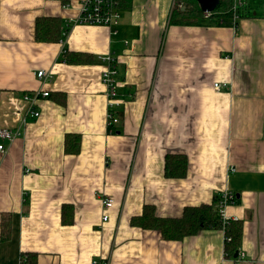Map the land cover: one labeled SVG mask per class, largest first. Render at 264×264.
Segmentation results:
<instances>
[{
  "label": "crops",
  "instance_id": "obj_1",
  "mask_svg": "<svg viewBox=\"0 0 264 264\" xmlns=\"http://www.w3.org/2000/svg\"><path fill=\"white\" fill-rule=\"evenodd\" d=\"M80 1L0 0V127L20 131L0 139V264H21L23 252L36 264H236L222 228L165 239L131 223L146 204L180 217L225 190L238 197L225 208L242 222L240 264H264V11L247 0L216 23H170L174 0H132L113 33L70 25ZM41 16L59 17L65 38L37 41ZM66 51L88 61L69 63ZM108 53L118 70L112 131ZM38 89L52 96L24 118L25 94ZM68 134L79 153L65 151ZM170 153L186 156L183 177L166 174ZM103 196L115 199L108 210Z\"/></svg>",
  "mask_w": 264,
  "mask_h": 264
},
{
  "label": "trees",
  "instance_id": "obj_2",
  "mask_svg": "<svg viewBox=\"0 0 264 264\" xmlns=\"http://www.w3.org/2000/svg\"><path fill=\"white\" fill-rule=\"evenodd\" d=\"M132 0H120V7H127ZM234 0H221L219 6L215 9L214 17H220L216 13L224 12L225 17L233 15ZM185 6V9L181 7ZM204 12L201 10L197 0H174V9L171 14L170 23H184L193 24L199 23L203 19ZM223 14V13H222ZM190 19V21L188 20ZM220 19V18H219ZM194 20V21H191ZM216 22H219L217 20ZM118 26V25H117ZM62 22L57 16H41L36 19L35 38L42 42H56L63 38L68 33L69 27L63 30ZM66 61L83 62L88 61L84 59L88 53L73 52L65 53ZM51 97L52 94L50 93ZM64 96H61V101L64 102ZM81 147V139L77 134H68L65 142V151L67 153H79ZM165 171L169 176L183 177L187 171V158L183 154L170 153L166 156ZM220 196L217 195L214 204L202 203L196 206L184 207L183 213L180 217H162L158 216L155 207L151 204H146L141 215L134 216L131 220L132 224L139 225L143 228L158 229L165 239H182L187 235L196 234L203 229L222 228L225 233L224 249L228 257H233L235 252L239 249L242 240V222L236 218H229L227 222H223L220 218L217 209V202ZM236 196L233 202H236ZM64 212V210H63ZM72 221V215L71 219ZM63 222L66 223L63 213ZM7 221L3 222V230L1 232V241L7 240L10 237V229ZM36 252H23L21 257V264H36Z\"/></svg>",
  "mask_w": 264,
  "mask_h": 264
},
{
  "label": "built area",
  "instance_id": "obj_3",
  "mask_svg": "<svg viewBox=\"0 0 264 264\" xmlns=\"http://www.w3.org/2000/svg\"><path fill=\"white\" fill-rule=\"evenodd\" d=\"M247 0H234L232 7L233 13L237 11L238 8L244 7ZM120 0H81L78 5L77 15L72 18L69 22L70 25L85 23V24H95L103 25L110 28L113 33H117V25L120 23L121 13H120ZM215 14L214 12H205L203 18H211ZM102 60L105 62V67L102 72V81L107 86L108 101V112H107V126L112 131V127L119 121V114L116 112L115 107L117 102H115V97L117 95V65L115 57L110 53L101 56ZM39 78L45 79L48 77V73L44 69H40L37 72ZM214 86L218 89L227 86L225 82H216ZM49 90L38 89L30 93L25 94V99L29 101L30 105L26 109L25 116H39L40 112L35 108L36 100L40 97L49 96ZM20 134L18 128H2L0 127V139L14 141ZM0 150L7 151L5 144L0 143ZM236 194L233 191L225 190L217 202V209L220 218L225 223L230 217L226 214V205L233 202ZM115 199L111 196H103L102 204L103 209L108 210L114 204ZM108 214L103 215V220L108 219ZM237 262L240 264L241 260L245 257V253L240 249L237 250ZM96 264H99L98 261Z\"/></svg>",
  "mask_w": 264,
  "mask_h": 264
},
{
  "label": "water",
  "instance_id": "obj_4",
  "mask_svg": "<svg viewBox=\"0 0 264 264\" xmlns=\"http://www.w3.org/2000/svg\"><path fill=\"white\" fill-rule=\"evenodd\" d=\"M201 10L205 12H214L215 9L221 3V0H197ZM237 251L235 252V256H237Z\"/></svg>",
  "mask_w": 264,
  "mask_h": 264
},
{
  "label": "rangeland",
  "instance_id": "obj_5",
  "mask_svg": "<svg viewBox=\"0 0 264 264\" xmlns=\"http://www.w3.org/2000/svg\"><path fill=\"white\" fill-rule=\"evenodd\" d=\"M253 9L255 11H257L258 13H261L262 11H264V0H249ZM182 9H185V6L181 7ZM224 14V12H221V14ZM216 17H212L211 19H209L208 21L212 22V23H216ZM190 21V19H188ZM194 21V20H191Z\"/></svg>",
  "mask_w": 264,
  "mask_h": 264
}]
</instances>
